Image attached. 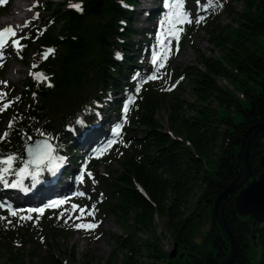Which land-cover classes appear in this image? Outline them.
Segmentation results:
<instances>
[{
    "label": "trees",
    "instance_id": "obj_1",
    "mask_svg": "<svg viewBox=\"0 0 264 264\" xmlns=\"http://www.w3.org/2000/svg\"><path fill=\"white\" fill-rule=\"evenodd\" d=\"M200 1L205 10L199 17L204 19L193 27L206 30L221 53L219 57L207 55L196 47L202 67L185 66L177 72L190 81L193 102L161 91L167 85L143 82L147 75L142 69L144 54L155 41L152 29L140 31L132 25L139 0L48 1L42 8L46 15L32 20V32L22 39L23 61L27 63L25 58L32 51L31 72H43L48 79L33 77L21 89L17 97L21 104L10 119L15 123L11 129L6 127L11 134L0 140V152L23 159L27 137L40 138L43 132L53 138L57 155L69 157L75 168L84 164L86 156L71 136L100 123L106 105L118 113L123 100L133 98L128 120L142 134L121 147L126 151L121 168L113 169L105 158L91 159L86 166L98 198L85 205L103 208L124 230L115 237L104 264H220L230 253V240L217 222L214 203L240 173L247 131L255 124L264 125V0ZM235 2H242V10L235 8ZM76 3L82 10L71 6ZM223 12L235 24L222 25ZM48 49L54 53L45 59ZM148 70L154 69L150 65ZM162 103L169 111V130L157 118ZM92 104L94 112L70 131L71 117ZM263 156L264 128L251 143L250 181L263 172ZM68 165L64 160L56 172L71 177ZM101 165L106 166V173L99 171ZM21 166L18 160L15 167ZM8 179L12 182L16 177ZM39 179L54 180V176L46 172ZM33 185L29 177L23 189H33ZM239 190L224 202V218L237 246L231 264H264V222L238 213ZM207 207L212 224L197 239L195 224ZM41 216L34 222L0 209V264L3 258L11 264H26L21 252L28 242L35 247L29 264H63L49 240L68 234L54 221L55 213L46 210ZM48 216L49 221L45 220ZM157 217L177 249L173 258L156 233ZM147 233L150 237L144 238L142 234ZM69 257L76 260L71 248ZM81 264L97 263L84 260Z\"/></svg>",
    "mask_w": 264,
    "mask_h": 264
},
{
    "label": "rangeland",
    "instance_id": "obj_2",
    "mask_svg": "<svg viewBox=\"0 0 264 264\" xmlns=\"http://www.w3.org/2000/svg\"><path fill=\"white\" fill-rule=\"evenodd\" d=\"M6 1L7 0H0V13L1 11L5 10V13H2L3 17H0V19H6L7 15L12 12V4L14 0H9L7 8L4 9L5 6L3 3ZM34 1L36 2L37 6L31 7L19 13L21 16L20 19L22 20H17L14 22V25H10L16 28L17 37L8 39V44L11 45V48L4 49L3 56L0 57V82H6V85L4 83H0V91L7 93V100L0 103L14 101V103H12L11 106L5 111L0 112V135L5 132L6 127L9 125L14 109L21 104L17 99V97L20 95L21 89L27 83L31 82L33 77H35L33 72H31L30 67L33 57L32 51L27 54L25 58L27 63H25L22 59L23 52L25 51V40H20L22 47L17 48L12 44V39H16L20 36L28 38L29 33L32 32L30 27L32 22L26 24L25 20H35L38 15L40 17H42V15H46V13L42 12V8L45 6L46 2L53 1L55 3H62L65 0ZM165 3L166 0H139V5L135 6L133 9L135 13L133 15L135 21L132 22V25H134V27L138 28L140 31H144L145 29L149 28L154 32L153 38L155 42L154 44L150 45L147 53L145 52L144 54L145 59L142 69L147 73V75L143 78V82H146V84L154 83V85H167L165 89L161 91L167 92L168 95L179 94V98L181 100L184 99L186 101L193 102L195 100V96L191 89L190 81L186 78L181 79L178 77L177 72L183 71L185 66L193 65L202 67L201 62L198 60V53L195 50L196 47L202 53L207 55H215L219 57L221 52L218 47L214 46L211 41V37L206 30L203 29L198 31L195 29V27H193L194 22L183 25V32L179 35L178 45L175 39L166 37L165 33L167 29L166 26L162 24V21L169 9L165 7ZM234 6L239 11L243 8L242 2H235ZM184 7L191 12L193 21L196 17H199V14H203L205 10L200 0H185ZM220 23L222 25L229 23L235 24V21L229 15H227L226 12H223L220 15ZM137 38L140 39L141 36H137ZM166 48L170 49L167 51V60H160L157 64H153L154 57L164 53ZM9 49L11 52H8ZM8 53L9 55H7ZM159 63H163L164 67H159ZM150 65L154 70H148ZM13 66L20 68L19 71L14 73L20 78L18 82H15L9 78V70ZM153 75L157 76L158 78L149 79V77ZM218 81L222 85H228L227 81ZM169 88L171 89L170 91L167 90ZM239 96L241 97V95ZM131 100H133V98ZM123 101H125V104L120 110H118V113H114L111 111L110 106L106 105L102 112L100 123L93 125V127L84 128L78 133V136L76 137L71 136V140L75 141L77 148H79L81 151L80 154H84L86 159L84 164H79L73 168V165L70 164L69 157L66 158L65 164H69L68 166L73 170V173L71 174V177H66L64 173H60L61 175L57 179V182H54L56 185L59 183L62 186V193L66 195V198L64 199L66 202L62 204L59 209H57L58 212H55L57 207H47L46 210L51 214H56L54 221L58 223L60 228L65 229L68 237L65 238L59 236L55 241L49 240V245L52 246V250L59 254L63 264H81L84 260L97 264H104L113 251L115 237L124 233L123 228L116 223L115 217L113 215H106L103 208H96L91 206L92 204L85 205L86 201L98 198L97 186L93 181L87 179L88 170L86 169V166L90 160L94 158H97V160L105 158L109 160L110 166L113 169H119L121 168V162L124 160L126 153L125 149L121 147L125 146L129 139L132 140L142 134L140 129H137V126L135 124H131L128 120L131 112V106L130 103H128L129 100ZM25 102L26 101H24V103ZM126 104L129 108L127 114L123 112V108ZM94 110V104H92L86 109L81 110L78 113L76 112L68 122L67 128L70 131H73L74 128H77L78 122H81L82 118L85 119L89 117L94 112ZM157 118L163 124L164 128L169 130V111L164 103H162L160 109L158 110ZM121 125V131L117 135L115 129ZM94 132L100 133V137L98 136L99 138L104 135V132L105 134L106 132L108 133L106 134L107 138L102 141L100 147L98 148H107V150L100 155L96 154L98 149L92 152L87 150V148L81 144L82 137L85 135L89 136ZM113 140L115 143H112L111 146L108 147L109 142ZM26 158H28V154L26 155ZM98 169L102 173L107 172L106 166L104 165L99 166ZM43 174H46V171H44L41 175ZM81 176H83V180L80 179ZM51 184L53 183L47 182L45 184V182L39 181L38 183H34L33 189H11L5 188L2 184H0V203L11 205L12 208L17 210V213L23 215L24 217L30 216L34 222L40 221L42 213L30 212L28 210L43 207H38V205H36L34 202L28 203V197L33 196L34 201L36 198H38L39 194H36L33 192V190H36V188H50L52 186ZM79 193H83L84 195H79ZM48 199L55 198L53 196H49ZM73 205H79L80 208H84L85 213H87V211L94 210L95 214L94 216L84 215L80 219H77V217H80V209L77 208L74 210L72 207ZM0 209L7 210L9 213H11L10 209L8 208ZM49 219H51L50 216L46 217L45 220L49 221ZM78 223H96L98 224V227L91 230H85L83 228L78 229L74 227V225ZM211 224V208L207 207L200 211V217L195 224V236L197 239H200V235L205 234L209 230ZM155 230L156 233L160 235L161 241H164V248L173 250L174 246L172 238L169 236V234L165 233L162 220L159 217L156 218ZM143 236L150 237V234L147 233ZM195 236L194 239H196ZM34 248V245L28 242L26 247L22 250L21 260L26 262V264L30 263V253L32 250H34ZM70 248L75 253V261L70 260ZM1 263L11 264L8 263L7 258H3ZM118 264H120V262H118Z\"/></svg>",
    "mask_w": 264,
    "mask_h": 264
},
{
    "label": "snow or ice",
    "instance_id": "obj_3",
    "mask_svg": "<svg viewBox=\"0 0 264 264\" xmlns=\"http://www.w3.org/2000/svg\"><path fill=\"white\" fill-rule=\"evenodd\" d=\"M185 0H166L165 7L169 9L167 14L165 15L162 24L166 26V37L173 38L176 40L177 45L179 42V35L183 32V25L184 24H191L193 22L200 23L203 21L204 17L201 16L195 21L192 19V14L189 10H187L185 7ZM73 8H76L78 10H82L81 5L79 3L72 4ZM7 34V36H6ZM12 37H17V31L14 26H9L4 28L3 30H0V57L3 56L4 49L8 43V39ZM24 37L20 36L16 39H12V44L16 46L17 48L22 47L20 44V40H22ZM170 49L166 48L164 53H161L154 57L153 64H157L160 60H167V51ZM50 53H54V49H48L44 53V58L47 59L48 55ZM159 67H164L163 63H159ZM37 80H47L48 77L43 72H37L33 74ZM158 77L153 75L150 76L149 79H157ZM4 83L6 85V82H0ZM51 86V85H49ZM167 90H171L170 88ZM18 99V98H17ZM7 100V93L0 91V102H3ZM14 103V101H7L6 103H0V112L5 111L8 107L11 106V104ZM128 103H132V100H129ZM129 111V108L127 104L123 108V112L127 114ZM126 118V117H125ZM15 122H11L9 124V129L13 127V124ZM121 126H118L115 131L118 135L121 131ZM10 131H5L2 135H0V140H6L10 136ZM40 136L43 137V139L37 140L34 144L26 145V152L28 154L27 159H22V157L18 156L14 153H3L0 152V184H2L5 188H11V189H21L23 188V182L25 179L31 177L32 181L34 183L39 182V178L41 174L48 170L55 172L58 170L64 163L65 158L57 155V146L54 145L52 142L53 138L49 136L46 133L40 132ZM29 141H31L33 138L31 136L27 137ZM112 143H115V141H111L108 144V147L111 146ZM107 148H101L97 150V155L102 154L104 151H106ZM18 160L22 161V166L17 168L15 167L16 162ZM89 176H91V173H88ZM9 176H15L16 179L12 182H9L8 177ZM81 180H83V176L80 177ZM79 195H84L83 193H79ZM66 201L60 200V201H53L51 204L48 205V207H57L59 205L64 204ZM73 209H80V217H77V219H80L84 215L87 216H94L95 212L94 210L87 211L85 213L84 208H80L79 205H73ZM0 208H8L10 209L11 215L16 216L17 210L12 208L11 205H5L3 203H0ZM30 212H39L43 213V208L38 209H29ZM25 217H21V219H24ZM27 219H31V217H26ZM71 218V217H70ZM74 227L76 228H83L85 230H91L98 227V224L96 223H78L75 224Z\"/></svg>",
    "mask_w": 264,
    "mask_h": 264
},
{
    "label": "water",
    "instance_id": "obj_4",
    "mask_svg": "<svg viewBox=\"0 0 264 264\" xmlns=\"http://www.w3.org/2000/svg\"><path fill=\"white\" fill-rule=\"evenodd\" d=\"M262 128H264V125L255 124L247 131L241 149L242 166L240 173L237 178L218 196L214 203V215L223 231L227 234L231 244L229 255L220 264H231L237 251V246L224 218V202L231 193L240 189L239 194L236 197V208L240 215H253L259 221L264 222V156L261 159L263 172L259 175V177L253 178L252 181H250V178L253 173L249 160L251 143L253 142L256 134ZM39 139L43 138H36L25 144L23 148V159H27L26 145L34 144ZM176 253L177 249L175 247L170 252L171 257H175Z\"/></svg>",
    "mask_w": 264,
    "mask_h": 264
},
{
    "label": "bare ground",
    "instance_id": "obj_5",
    "mask_svg": "<svg viewBox=\"0 0 264 264\" xmlns=\"http://www.w3.org/2000/svg\"><path fill=\"white\" fill-rule=\"evenodd\" d=\"M36 6H37V4L34 0H14V2L12 4V12L9 15H7L6 19H0V30L4 29L6 27H9L10 25H14L15 24L14 22L17 20H22V19H20L21 16L19 15V13H21L24 10H27L31 7H36ZM8 48H11V45H9L7 43L5 49H8ZM8 52H11V50L9 49ZM7 55H9V53ZM19 70H20V68L16 67V66H13L12 68H10L9 78L14 80L15 82H18L20 80V78L14 73L19 71ZM219 80H223V79H219ZM223 81L226 82V80H223ZM106 134H108V133L106 132ZM106 134L104 132V135H102L101 138H99L100 137L99 132H94L93 134H90L89 136L85 135L81 139V141H82L81 144H82V146L86 147L87 150L94 152L95 150H97L100 147L102 141L107 138ZM45 184H46V182H45ZM51 185L52 186L50 188H44L47 190L38 188L37 191L36 190L35 191H36V193H38V192L40 193V192L45 191V192L52 193L54 195L57 192L63 191L62 186H60L59 184H57V185L51 184ZM27 202L32 203L33 202V196L28 197ZM143 235L144 234H142V236ZM144 238H147V237H144ZM161 244L163 245L164 241H161ZM167 250H170V249H167Z\"/></svg>",
    "mask_w": 264,
    "mask_h": 264
}]
</instances>
